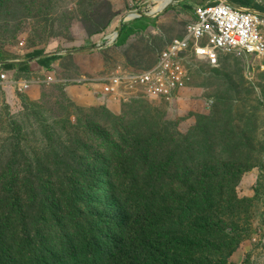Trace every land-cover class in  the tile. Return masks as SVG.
<instances>
[{
	"label": "rangeland",
	"instance_id": "374dc122",
	"mask_svg": "<svg viewBox=\"0 0 264 264\" xmlns=\"http://www.w3.org/2000/svg\"><path fill=\"white\" fill-rule=\"evenodd\" d=\"M206 1L0 0V264L59 240L51 211L74 226L66 210L95 213L109 194L151 236L150 263L264 264V61L188 56L171 97L100 93L152 67Z\"/></svg>",
	"mask_w": 264,
	"mask_h": 264
},
{
	"label": "built area",
	"instance_id": "2783aa9c",
	"mask_svg": "<svg viewBox=\"0 0 264 264\" xmlns=\"http://www.w3.org/2000/svg\"><path fill=\"white\" fill-rule=\"evenodd\" d=\"M255 2L264 6V0ZM194 15L186 36L174 39L152 67L140 72H122L104 83L100 93L121 96L141 89L152 97H171L188 85L190 75L184 62L188 56L215 65L221 51H238L264 61V12L235 5L230 0H207L194 8ZM116 38L117 33L112 41ZM6 83L9 75L0 63V86ZM19 87L27 91L30 84L21 83Z\"/></svg>",
	"mask_w": 264,
	"mask_h": 264
},
{
	"label": "trees",
	"instance_id": "16d2710c",
	"mask_svg": "<svg viewBox=\"0 0 264 264\" xmlns=\"http://www.w3.org/2000/svg\"><path fill=\"white\" fill-rule=\"evenodd\" d=\"M131 33L132 31L125 27V23H122L120 37L125 40ZM75 52L82 54L84 50L78 49ZM9 200L20 209L22 197L19 193L15 192ZM100 206L95 213L89 206L86 212L80 209L73 211L72 206L65 214L68 212L78 214L73 222L74 226L69 224L68 227L67 224L61 226L60 215H63L61 212L56 216L54 211H51V215L44 210L42 216L50 214L54 218L55 228H58L60 235L59 240L50 245L44 236L38 235L36 236L38 247L34 256L28 260H24L23 256L18 260V256L15 255L10 261L12 263L7 264H180L168 261L165 254L158 260L149 262L146 254L152 238L148 231L135 232L129 210L122 205L116 195L109 194L108 198L101 200Z\"/></svg>",
	"mask_w": 264,
	"mask_h": 264
},
{
	"label": "crops",
	"instance_id": "0c3cea01",
	"mask_svg": "<svg viewBox=\"0 0 264 264\" xmlns=\"http://www.w3.org/2000/svg\"><path fill=\"white\" fill-rule=\"evenodd\" d=\"M220 1V0H218ZM231 3L238 5V6H242V7H246L252 10H258V11H262L264 12V6L258 4L255 2V0H230Z\"/></svg>",
	"mask_w": 264,
	"mask_h": 264
},
{
	"label": "bare ground",
	"instance_id": "6f19581e",
	"mask_svg": "<svg viewBox=\"0 0 264 264\" xmlns=\"http://www.w3.org/2000/svg\"><path fill=\"white\" fill-rule=\"evenodd\" d=\"M172 0H157L158 4L155 8L151 9L156 12L163 10ZM174 2V1H173ZM171 4V3H170ZM114 37L111 38L113 40Z\"/></svg>",
	"mask_w": 264,
	"mask_h": 264
}]
</instances>
